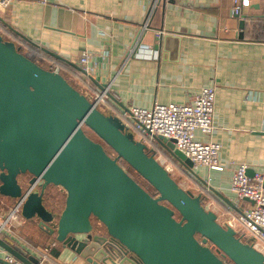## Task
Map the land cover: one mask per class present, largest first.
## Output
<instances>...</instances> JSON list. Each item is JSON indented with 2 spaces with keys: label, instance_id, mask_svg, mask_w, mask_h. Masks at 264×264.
Returning a JSON list of instances; mask_svg holds the SVG:
<instances>
[{
  "label": "water",
  "instance_id": "95a60500",
  "mask_svg": "<svg viewBox=\"0 0 264 264\" xmlns=\"http://www.w3.org/2000/svg\"><path fill=\"white\" fill-rule=\"evenodd\" d=\"M153 142L197 176L171 140ZM37 178L18 212L25 228L93 264H264V254L181 187L117 117L0 34V196L16 202ZM0 247L24 264L40 263L13 239L0 238Z\"/></svg>",
  "mask_w": 264,
  "mask_h": 264
},
{
  "label": "crops",
  "instance_id": "0c3cea01",
  "mask_svg": "<svg viewBox=\"0 0 264 264\" xmlns=\"http://www.w3.org/2000/svg\"><path fill=\"white\" fill-rule=\"evenodd\" d=\"M232 8L233 0H13L0 9V34L33 61L52 64L48 67L90 98L91 90L109 86L112 99L100 108L123 125L125 107L186 104L201 87L214 86V129L195 135L220 145L218 161L226 169L195 167L197 177L176 164L216 201L218 216V210L235 213L251 206L230 190L237 164H246L251 175L264 172V0H245L238 15ZM82 52L89 54L88 75L70 64L79 66ZM14 203L0 196V220ZM11 224L12 236L0 238L14 237L40 263L93 264L57 243L36 236L32 241L20 216ZM5 253L0 247V260Z\"/></svg>",
  "mask_w": 264,
  "mask_h": 264
},
{
  "label": "built area",
  "instance_id": "2783aa9c",
  "mask_svg": "<svg viewBox=\"0 0 264 264\" xmlns=\"http://www.w3.org/2000/svg\"><path fill=\"white\" fill-rule=\"evenodd\" d=\"M13 0H0V9L8 7ZM158 2L159 0H155ZM166 1V0H165ZM169 1V0H167ZM245 4V0H233L232 14L238 15L240 8ZM150 57V54H143ZM89 54L82 52L79 58V66L88 75L87 64ZM109 86L98 90L91 98L94 105L102 106L109 100ZM215 89L212 85L201 87L191 97L186 104H158L154 103L150 107L131 106L124 108L123 117L126 129L134 130L135 138L141 140L146 147L153 137L160 135L167 140H171L174 148L183 153L195 167H206L213 171H224L226 166L220 164L218 155L220 145L215 142H204L196 138V132L203 135L210 134L213 127ZM131 125V126H130ZM155 159L170 172V164L162 154L154 155ZM246 164H237L230 180V190L238 198H247L251 206L232 213L216 208L217 219L221 218L223 225L230 226L241 240H247L260 253L264 254V172H253L248 175ZM40 183L37 178L25 193L16 200L14 208L7 216L0 220V236L3 234L12 236V220L19 217V209L25 201L27 195ZM220 211V212H219ZM12 239H15L14 237ZM0 264H24L9 253H5Z\"/></svg>",
  "mask_w": 264,
  "mask_h": 264
},
{
  "label": "trees",
  "instance_id": "16d2710c",
  "mask_svg": "<svg viewBox=\"0 0 264 264\" xmlns=\"http://www.w3.org/2000/svg\"><path fill=\"white\" fill-rule=\"evenodd\" d=\"M3 26V25H2ZM2 28H4L6 31H8L6 28H5V26H3ZM13 36L16 38V39H18L19 41H21L22 42V44H24V45H28L29 46V48L31 49V50H33V46H31V44H30V42H27V40H25L22 36H20L19 34H17V33H15V32H13ZM20 53H22V54H24L25 56H27L28 54H26L24 51L25 50H18ZM43 53V52H42ZM35 55H37V53L35 54ZM48 57V55L47 54H44V55H42V58L43 59H48L47 60V62L48 61H50V59H49V57ZM31 59V58H30ZM33 60V59H32ZM38 64H40V65H45L47 68H49L48 67V65H52V64H47L46 62H43V61H41V60H37L36 61ZM50 69H52V66L50 67ZM75 70V73L76 74H78V75H80L81 74V72H79V71H77L76 69H74ZM78 75H76L77 77H80V76H78ZM89 78H87V80H88ZM90 83L92 84V86H93V82L92 81H90ZM94 87V86H93ZM91 92H92V94H94V89L93 90H91ZM86 94V93H85ZM87 95V94H86ZM87 96H89V95H87ZM132 131V133H136L134 130H131ZM95 138V137H94ZM106 147V150H107V153L108 154H110L112 157H115V152L112 150V149H110L109 147H107V146H105ZM163 148H162V146H160L159 144H156L155 142H149V146H147V151L150 153V154H154V155H157V154H162L163 155V153H162V150ZM165 154V153H164ZM166 155V154H165ZM164 156V155H163ZM167 157V156H166ZM168 159H170L169 157H167ZM118 161V163L121 165V166H123V168L140 184V185H142L144 188H146V190H148L149 192H154V189H153V187L148 183V182H146V180H144V178L142 177V176H140L134 169H132L130 166H128L121 158L120 159H118L117 160ZM171 161V160H170ZM172 163H174L175 164V166L176 167H178V165L176 164V161H173L172 160ZM181 164H179V166H180ZM182 166V165H181ZM179 168V167H178ZM180 169V168H179ZM181 170V169H180ZM184 172V171H183ZM187 176H189L188 175V173H185ZM190 177V176H189ZM191 178V177H190ZM145 186H148V188L147 187H145ZM204 189V191H205V188H203ZM207 191V190H206ZM200 198H201V204L203 205V206H205V204H204V199L205 198H211V197H209V195H208V193H206V194H200ZM216 202V201H215ZM175 216H176V218H179V214L177 213V212H175ZM197 238H200L199 236H197ZM244 242H248L247 240H244ZM210 244V243H209ZM225 262H226V264H232L228 259H225Z\"/></svg>",
  "mask_w": 264,
  "mask_h": 264
},
{
  "label": "rangeland",
  "instance_id": "374dc122",
  "mask_svg": "<svg viewBox=\"0 0 264 264\" xmlns=\"http://www.w3.org/2000/svg\"><path fill=\"white\" fill-rule=\"evenodd\" d=\"M79 81V80H77ZM81 82V81H80ZM98 91V90H97ZM96 93V92H95ZM94 95V94H93ZM101 107V106H100ZM129 132H132L131 130L127 129ZM170 164V174L172 175V177L176 180V182L178 184H180L181 187H183L184 189H187L189 191H191L193 194L197 195V194H206L207 191L205 189H202L201 186L199 184H197V182L195 180H193L192 178H190L189 176H187L182 170H180L178 167L175 166L174 163H169ZM148 188V186H145ZM25 192L23 191V194ZM60 201V200H59ZM58 201V202H59ZM215 200L213 198H205L204 199V204L205 207L208 209H214L215 206L213 205L215 202ZM213 203V204H212ZM14 208V204L11 206L10 210ZM21 215V214H20ZM6 217V216H5ZM5 217H3L2 219H4ZM23 219V218H22ZM221 224H223L224 221L221 220V218H219L218 220ZM27 232V230H26ZM29 233L31 234L30 239L34 242H36V240L33 238L34 235H32V233L29 231Z\"/></svg>",
  "mask_w": 264,
  "mask_h": 264
}]
</instances>
